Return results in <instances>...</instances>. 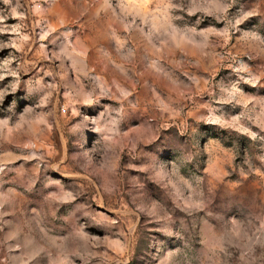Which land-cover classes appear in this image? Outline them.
Returning a JSON list of instances; mask_svg holds the SVG:
<instances>
[{
	"label": "rangeland",
	"instance_id": "rangeland-1",
	"mask_svg": "<svg viewBox=\"0 0 264 264\" xmlns=\"http://www.w3.org/2000/svg\"><path fill=\"white\" fill-rule=\"evenodd\" d=\"M0 264H264V0H0Z\"/></svg>",
	"mask_w": 264,
	"mask_h": 264
}]
</instances>
